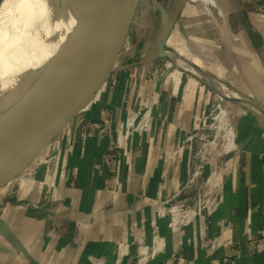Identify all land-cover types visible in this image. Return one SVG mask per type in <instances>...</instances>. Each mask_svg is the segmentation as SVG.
<instances>
[{
    "label": "crops",
    "instance_id": "1",
    "mask_svg": "<svg viewBox=\"0 0 264 264\" xmlns=\"http://www.w3.org/2000/svg\"><path fill=\"white\" fill-rule=\"evenodd\" d=\"M238 22L239 32L225 31L238 51L249 53L250 58L240 57L245 61L242 85L264 110V32L255 29L244 11ZM147 75V70L140 74L138 66L110 75L86 112L88 120L107 131L88 128L73 154L64 143L66 169L61 176L59 166L48 199L45 168L26 175L37 156L26 165L23 157L13 159L8 168L20 167L22 173L0 189L5 203L0 219L18 241L0 235V264H134L138 241L152 244L155 226L164 248L148 264H176L178 253L194 264H229L226 256L234 258V264H264V120L245 104L231 101L238 106L233 121L237 147L222 179L220 203L211 215L199 208L194 221L173 230L170 216L159 211L180 190L173 201L189 199L195 204L196 194L187 190L189 141L207 115L210 95L206 83L196 77L181 78L175 88L170 75ZM139 105H152V127L129 139L130 161L124 146L113 144L127 110ZM23 179L33 182L27 194L21 190ZM113 180L118 181L116 189ZM212 242L219 244L208 251Z\"/></svg>",
    "mask_w": 264,
    "mask_h": 264
},
{
    "label": "water",
    "instance_id": "2",
    "mask_svg": "<svg viewBox=\"0 0 264 264\" xmlns=\"http://www.w3.org/2000/svg\"><path fill=\"white\" fill-rule=\"evenodd\" d=\"M151 1L162 19L157 41L150 52L133 58H126L132 46L117 49L116 42L127 38L135 0L58 1L57 17L49 23V34L38 36L39 42L44 38L61 37L55 52L35 68L21 74H7L10 78L4 84L0 80V167L7 163L0 174L1 184H7L22 173L20 167L8 168L21 147L45 133L41 142L31 143L24 148L23 155L18 156L23 157L22 163L26 165L78 111L92 103L111 74L152 63L161 57L176 60L180 56L174 49L167 48V40L187 0H176L172 10L171 0ZM53 20H61L63 29L52 26ZM168 73L167 69L165 75ZM198 77L230 101L254 103L246 95L231 97L220 93ZM262 113L264 115V110ZM0 224L4 235L15 239L1 219Z\"/></svg>",
    "mask_w": 264,
    "mask_h": 264
},
{
    "label": "rangeland",
    "instance_id": "3",
    "mask_svg": "<svg viewBox=\"0 0 264 264\" xmlns=\"http://www.w3.org/2000/svg\"><path fill=\"white\" fill-rule=\"evenodd\" d=\"M2 1L0 0V4ZM161 1L166 2L167 0ZM175 4L176 0L174 2L171 0L170 10L173 9ZM241 11L251 16L256 30L260 28L264 32V0H187L172 32L177 31L186 41L190 48V60L204 71L197 66L195 67L190 60L188 65L195 68V72L188 67L181 66L176 60L169 57H161L152 63L139 65V73L142 74V72L147 70L148 75L146 78L156 79L162 77L168 69L169 73L167 75L171 76L175 88L181 78L184 80L183 77L199 78L198 76H200L203 78L201 75H207L213 77L215 81H222L228 84L238 91V93L240 92L239 94L247 95L245 91H248L242 85L244 77L242 78L243 74H241V65L243 66L245 61L241 60L240 57L245 55L247 58H250V56L247 50L243 52L242 48V51H238V45L234 47L235 44L232 42L233 37L231 36V34H235L232 33V30L236 33L239 32L238 15H240ZM228 24L233 29H230V25L228 28ZM161 25V13L151 0H135L132 16L128 23L127 38L124 41L118 40L116 42L117 49L120 46L123 49L127 46H132L133 49H131L126 58L147 54L154 47V41L157 39ZM225 28L228 31L230 30V36L225 31ZM167 48L173 49L169 44ZM225 48H228L229 52ZM196 58H199L200 61H197ZM250 62L253 63L254 60L252 59ZM202 82L206 83L204 80ZM209 83L212 84V82ZM188 85L190 86V83ZM206 89L210 95L209 109L206 117L192 131L189 141L192 149L189 178L194 176V180L188 183L187 190L189 193H192V196L196 194V197H193L192 201L194 200V205L197 207L205 206L208 200L211 202L218 195L219 184L229 165V155L232 154L233 150L227 149V141L224 135L227 133L226 130L234 125V112L238 109L235 103L220 96L208 83H206ZM240 90H244V92ZM155 92L154 96L157 94V90ZM252 101L259 106V109L262 107L255 100ZM245 104L252 109L247 103ZM225 108L227 115L221 117L222 109ZM44 136L45 133L42 132L30 140L21 147L14 158L23 155L24 148L30 146L31 143L41 142ZM6 166L7 163L0 167V174L5 170ZM20 175H17V177ZM211 176L212 181L210 180ZM7 184L3 185L0 183V189H3V186ZM32 184L33 182L29 180L28 184L22 187V192L24 191L23 193L27 194L30 191L28 187ZM17 188L18 185L14 189L16 190ZM190 201L188 199L186 203L193 206V203L191 204ZM4 206L5 203L0 201V214ZM1 226L0 224V235L6 236L2 232ZM11 240L18 241L16 237Z\"/></svg>",
    "mask_w": 264,
    "mask_h": 264
},
{
    "label": "bare ground",
    "instance_id": "4",
    "mask_svg": "<svg viewBox=\"0 0 264 264\" xmlns=\"http://www.w3.org/2000/svg\"><path fill=\"white\" fill-rule=\"evenodd\" d=\"M58 1L59 0H3L0 4V80L3 81V84L7 82L6 80L10 78L9 76L12 73L20 72L21 74L30 68L41 65L57 49L61 37H56L52 40L44 38L42 42H39L40 37L38 38V36L49 34V28L51 26L49 23L53 17H57L58 5L56 4ZM52 26L63 29L61 20L54 21ZM156 41L155 39L154 45ZM151 44H153V42H151ZM167 44L172 46L173 49L180 54V56L176 58L178 64L188 67L195 72L196 69L188 65L191 57L190 48L177 31L171 32ZM196 60L200 61L199 58H196ZM7 74L10 75L7 76ZM201 76L208 82H212L220 93L231 97L242 96L239 94L240 92L238 93V91L222 81H215L213 77L207 75ZM220 96L223 97V95ZM245 103L258 111V115L264 120L262 108L259 109V106L251 101ZM226 115V108L222 109L221 117ZM226 131L227 133L224 135L227 141L226 146L227 149L231 151V149L234 150L237 147L234 126H231ZM27 180L28 179H23L20 182V186H26L28 184ZM210 180L212 181V176ZM32 188L33 184L28 187L29 190Z\"/></svg>",
    "mask_w": 264,
    "mask_h": 264
},
{
    "label": "built area",
    "instance_id": "5",
    "mask_svg": "<svg viewBox=\"0 0 264 264\" xmlns=\"http://www.w3.org/2000/svg\"><path fill=\"white\" fill-rule=\"evenodd\" d=\"M173 83V80H172ZM100 94L92 101V103L81 109L76 113V115L71 119V121L58 133L56 134L44 147V151L39 153L36 157L33 169L26 172L27 176H32L36 170L40 167L45 168V175L43 179V184L47 188L45 194L48 199L52 195V190L57 184V175H59V166L62 164V171H60L61 176H64V170L66 169V158L62 155L61 150L65 142L69 144V152L74 153L78 140L85 139L88 135V128H99L102 133H106V127L102 126L98 122L90 121L87 119L86 112L89 107L99 98ZM152 105L147 108H142L140 105L137 108L128 109L127 115L122 128L118 131L116 136V141L113 144V148L119 146H124V150L129 160L132 161L131 150L128 147L129 139L133 137L136 132L144 133L152 127ZM264 167V159H263ZM194 180V176L189 178V183ZM117 180H113L111 185L113 189L117 188ZM222 183V180H221ZM219 184V192L216 198L211 202L203 206L197 207L196 205L191 206L186 203L185 199H177L173 201V198L179 196L181 190L178 191L173 198L168 201L171 203L167 206L160 208V215L170 216V226L173 230L181 229L182 226L190 224L194 221V217L199 214V208L205 209L208 215H211L216 207L220 203L221 196L219 193L222 189V184ZM254 242V240H253ZM218 243L212 242L207 245L208 251L215 248ZM164 248V242L160 239L158 227L153 229V242L148 244L145 239L138 241L137 245V258L134 264H148L152 258H155L157 253L162 251ZM237 248V244L234 243L233 249ZM124 254V253H123ZM176 264H194L193 259H188L181 253L175 255ZM225 261L229 264H234L235 259L229 256L225 257ZM100 263V261H97Z\"/></svg>",
    "mask_w": 264,
    "mask_h": 264
}]
</instances>
